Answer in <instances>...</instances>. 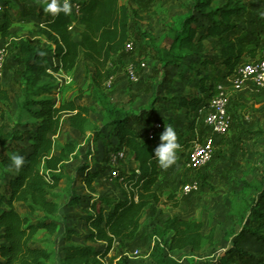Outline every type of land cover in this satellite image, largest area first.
Wrapping results in <instances>:
<instances>
[{
	"label": "trees",
	"instance_id": "obj_1",
	"mask_svg": "<svg viewBox=\"0 0 264 264\" xmlns=\"http://www.w3.org/2000/svg\"><path fill=\"white\" fill-rule=\"evenodd\" d=\"M192 1L193 14L185 18L181 28L169 29L167 48H156L158 59L166 67L187 65L191 76L197 79L195 93L180 97L177 104L187 122V131L184 132L174 116L169 114L153 117L154 111L149 110L134 116L129 110L105 104L104 128L109 137L117 141L115 152L126 150L136 166L117 180L122 190L121 198L96 197L91 200L83 218L86 234L66 230L59 264H104L110 256L112 261L116 260L115 248L126 249L137 238L147 208L162 204V198L156 191L161 167L154 158V149L159 145L165 127L171 126L177 133L180 148L176 155L190 156L198 138V111L208 105L219 83L232 75L244 61L258 58V48L246 50L238 34L240 27L234 22L244 17L245 6L233 0L222 8L215 7L214 0ZM74 2L69 1L70 4ZM10 7L9 0H5L1 26L4 38L11 36L15 23ZM131 12L138 18L137 12L122 0H85L81 3L79 15L71 9L67 15L64 12L50 13L43 21L40 32L52 44L53 50L40 49L30 40H20L19 61L24 69L25 88L15 126L25 130L5 132L3 126L0 127V264L52 262L53 254L35 245L40 233L53 236L59 231V206L52 192L59 188L64 179L65 163L76 149L75 144L67 143L57 152L55 137L62 130L65 116H68L70 126L81 135L90 131L92 126L93 108L81 104L82 96L57 105L53 100L56 87L41 84L43 79L53 74H71L83 50L84 56L96 66L92 87L100 90L116 74L117 67L113 69L109 64L125 51L126 44L131 41ZM198 16L208 20V25H199ZM74 25L84 27L79 41L74 40L71 33ZM208 40L218 41L219 49L213 55H205ZM211 68L215 71L220 69L223 74L219 76ZM30 87L35 90L32 92ZM34 96L48 98L37 100L33 99ZM132 121L141 125L140 130L130 126ZM156 124L161 125L160 130L155 129ZM93 130L96 142L106 139L100 129L93 127ZM26 142L29 146H23ZM13 154L25 158L19 171L8 167ZM82 173L85 176L81 180L92 190L100 174L88 165ZM260 185V195L264 198V172ZM20 204L26 208V215L18 211ZM165 204L174 209L180 206L176 194H171ZM248 211L258 220L264 219V212H259L257 205H251ZM203 230V221L180 216L168 218L164 226L153 233V239L158 237L161 242L154 240L152 262L177 264L171 256L174 252L199 251L206 243L213 245L215 229H211L208 235ZM75 235H82L85 244H75ZM163 237H168V240H163Z\"/></svg>",
	"mask_w": 264,
	"mask_h": 264
},
{
	"label": "rangeland",
	"instance_id": "obj_2",
	"mask_svg": "<svg viewBox=\"0 0 264 264\" xmlns=\"http://www.w3.org/2000/svg\"><path fill=\"white\" fill-rule=\"evenodd\" d=\"M4 1L0 0V51L6 52L4 74L0 79V127L3 126L5 132H21L25 129L15 126L18 105L23 99L25 88L22 77L24 69L19 61V42L26 39L40 49L53 50L52 44L40 32V26L50 12L44 11V0H9L10 14L15 23L10 31L11 36L4 38L1 32ZM229 1L214 0V6L222 8ZM233 1L246 7L244 17L234 21L240 27L238 34L244 47L246 50L257 47L258 57H261L264 52V0ZM57 2L62 5L64 0ZM122 3L138 14L136 18L131 12L130 42L134 50L130 53L123 51L113 59L111 68L117 67V71L110 86L106 83L100 90L92 87L96 66L84 56L83 50L71 74H53L41 83L56 87L53 100L57 105L82 96L81 104L93 108L92 126L85 135L73 129L68 116H65L62 130L55 137L57 152L67 143L75 144L76 149L65 163L64 179L59 188L52 192L59 206V231L53 236L45 232L37 236L35 246L53 254L50 264L60 263L66 230L77 234L87 233L83 218L93 198L122 197L117 181H110L109 177L113 168L110 159L116 153L117 141L109 137L104 128L105 104L129 110L134 116L149 110L154 111L153 117L169 114L174 116L184 132L187 131V122L177 104L180 97L195 93L197 79L191 76L187 65L166 67L158 59L156 48H167L169 29L181 28L185 18L193 14V1L122 0ZM196 18L199 25H208V20L200 16ZM79 34V28L72 31L75 39L79 38ZM206 46L205 55H213L219 49L218 41L208 40ZM129 64L136 67L139 76L137 83L129 79ZM210 70L219 76L223 74L220 69ZM30 89L32 92L35 90L34 87ZM231 90L229 113L232 127L226 136L215 140L212 161L203 169L192 171L187 168L189 155L178 153L175 163L167 169L161 168L156 191L162 198V204L147 208L138 237L126 249L116 247V260L112 261L110 256L109 264H154L151 259L153 233L173 216L203 221L206 235L215 229L213 245L206 243L199 251L187 249L173 253L171 256L177 264H264V219L258 220L248 211L251 205H257L259 212H264V198L260 195L264 172V88L260 91L252 87ZM46 98L33 97L37 100ZM130 126L138 131L141 125L132 121ZM93 127L100 129L107 136L106 139L96 142ZM198 127V132L204 133L201 121ZM23 146H29V143ZM87 165L100 174L92 190L81 180L85 176L82 171ZM134 166L131 158L126 156L119 161L117 169L123 175ZM194 184L198 185V190L190 196H183L182 190ZM171 194H176L180 203L177 209L165 204ZM76 201L78 203L72 205ZM17 209L22 215L27 214L23 205H18ZM83 240L82 235L73 238V242L78 245L85 244ZM163 240L167 241L168 237H163ZM127 249L138 250L140 255L127 258L124 255Z\"/></svg>",
	"mask_w": 264,
	"mask_h": 264
},
{
	"label": "built area",
	"instance_id": "obj_3",
	"mask_svg": "<svg viewBox=\"0 0 264 264\" xmlns=\"http://www.w3.org/2000/svg\"><path fill=\"white\" fill-rule=\"evenodd\" d=\"M85 0H75L71 4L72 10L79 15L81 3ZM0 10L2 8L0 7ZM134 45L128 42L125 47V52H132ZM6 52L0 51V79L4 74ZM109 67H113L112 63ZM127 73L129 79L137 83L139 76L134 64H129L127 67ZM112 78L107 82V86H110ZM252 87L256 91H260L264 88V52L261 57L251 60L249 62L241 64L238 69L230 76H228L224 82L219 83L215 89V93L208 105L202 107L198 111V117L203 123L204 133L198 132V138L193 146L190 156L187 161V168L192 171H199L209 164L214 156V145L217 138L226 136L232 127V119L230 117L229 108L231 104V89H243ZM156 130L161 129L160 124L155 125ZM153 133H151L152 135ZM127 156L126 150L116 152L111 156L110 163L113 168L110 172V181H117L121 175L117 169L119 161L125 159ZM198 190V185H188L182 190L183 196H190ZM154 240L159 242L158 237H154ZM124 255L127 258L138 257L140 252L138 250L124 251ZM110 259V258H108ZM108 259L104 261V264H109ZM116 264V262H115Z\"/></svg>",
	"mask_w": 264,
	"mask_h": 264
},
{
	"label": "clouds",
	"instance_id": "obj_4",
	"mask_svg": "<svg viewBox=\"0 0 264 264\" xmlns=\"http://www.w3.org/2000/svg\"><path fill=\"white\" fill-rule=\"evenodd\" d=\"M45 12H50L53 15H56L60 12H64L66 15L70 14L71 6L68 3V0H64V3L61 5L58 4L57 0H44ZM180 148V144L177 141V133L171 126H166L164 131L160 135V143L154 149V158L157 160L161 168L167 169L176 161V152ZM25 163V158L19 154H13L10 157V164L8 167L15 168L19 171Z\"/></svg>",
	"mask_w": 264,
	"mask_h": 264
},
{
	"label": "crops",
	"instance_id": "obj_5",
	"mask_svg": "<svg viewBox=\"0 0 264 264\" xmlns=\"http://www.w3.org/2000/svg\"><path fill=\"white\" fill-rule=\"evenodd\" d=\"M75 28H79V30H80V34H79V38H78V39H75L74 36H73V39L76 40V41H79V40L81 39V34H82V32L84 31V27H83V26H80V25H74L73 28H72V30H71V33H72V31H73ZM133 164H135V163H133ZM135 166H136V164H135ZM135 166H134V167H135ZM137 237H138V236H137ZM174 253H175V252H174Z\"/></svg>",
	"mask_w": 264,
	"mask_h": 264
}]
</instances>
